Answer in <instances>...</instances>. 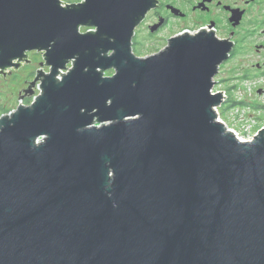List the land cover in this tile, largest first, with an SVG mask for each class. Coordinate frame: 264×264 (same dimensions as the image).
I'll return each mask as SVG.
<instances>
[{
    "label": "water",
    "instance_id": "95a60500",
    "mask_svg": "<svg viewBox=\"0 0 264 264\" xmlns=\"http://www.w3.org/2000/svg\"><path fill=\"white\" fill-rule=\"evenodd\" d=\"M154 4L0 0V75L48 67L0 116V264H264V128L239 140L211 91L233 43L135 55Z\"/></svg>",
    "mask_w": 264,
    "mask_h": 264
},
{
    "label": "flooded vegetation",
    "instance_id": "af4514ba",
    "mask_svg": "<svg viewBox=\"0 0 264 264\" xmlns=\"http://www.w3.org/2000/svg\"><path fill=\"white\" fill-rule=\"evenodd\" d=\"M60 1L63 5H68L80 3L83 0ZM154 1V6L145 13L140 23L134 28L132 47L141 46L142 38L152 41L162 37L160 35L166 36L165 47L169 38L185 31H211L217 38L227 39L233 43L229 57L224 63L235 57L246 55L249 68L254 72L245 71L247 73L244 72L242 75H247L248 78L264 76V0ZM88 29L92 28H86L85 31ZM31 52L36 53L37 51L27 52V58ZM21 63L19 67L28 61ZM14 69H4V73H11ZM36 75L37 70L32 73L30 79L24 82V86L27 87ZM2 76L4 74H1L0 78Z\"/></svg>",
    "mask_w": 264,
    "mask_h": 264
},
{
    "label": "rangeland",
    "instance_id": "374dc122",
    "mask_svg": "<svg viewBox=\"0 0 264 264\" xmlns=\"http://www.w3.org/2000/svg\"><path fill=\"white\" fill-rule=\"evenodd\" d=\"M85 29V27H80L79 30L83 32ZM160 36L162 37L152 41L142 38L141 40L143 43L141 46H135L136 51L133 50V47L132 52L140 57L158 52L166 44V36ZM28 56L32 62H28L21 67L15 68L11 73H6L5 77L2 76V78H0V108L3 107L9 109L3 114L12 112L16 109L18 104L28 105L31 102L33 95L36 94L35 92H39L37 82L34 86V93L32 96H28V98H30L29 103H25L23 100L24 97L19 99V92L26 88L24 82L30 79L33 72L36 70L38 71L39 69L48 71L47 66H39L43 61L42 52H31ZM71 65L72 63L69 62L67 67H70ZM38 67L40 68L38 69ZM63 71L65 72L66 70ZM245 71H248V73L249 71L254 72L253 69L249 68V60L246 55L235 57L226 63L223 62L218 73L214 76V80L216 81L215 87L226 90L227 95H231V97L237 102L244 101L240 107H243L242 112L247 113L248 116L251 114L256 120L254 121L252 117H249V123L254 121V126L252 128V131H254L256 127L264 124V76L247 77L244 79L237 78ZM113 72V69H109L104 72V75L110 76ZM232 86H234V88L227 91L226 88ZM220 108L222 117L227 120L225 110L230 108L228 103L223 108ZM228 123L231 124L230 122Z\"/></svg>",
    "mask_w": 264,
    "mask_h": 264
},
{
    "label": "built area",
    "instance_id": "2783aa9c",
    "mask_svg": "<svg viewBox=\"0 0 264 264\" xmlns=\"http://www.w3.org/2000/svg\"><path fill=\"white\" fill-rule=\"evenodd\" d=\"M194 33V32H190ZM213 93L215 92H223L222 93V101L221 103L215 107V112L217 114V120L222 122L228 130L233 132V134L239 139V140H248L249 138H252L261 128H264V124L259 125L252 131V128L254 126V121H256L251 114L249 116L247 113L242 112L243 107H240V105H234L231 106L228 110H225L226 119H224L221 115V108L226 106L229 95H227L226 90L216 88L215 85L211 90ZM39 92H36L35 95H37ZM34 95V96H35ZM32 97V100L34 98ZM31 100V101H32ZM249 117H252L254 121L249 123ZM230 122L231 124H229ZM246 136V137H245Z\"/></svg>",
    "mask_w": 264,
    "mask_h": 264
},
{
    "label": "trees",
    "instance_id": "16d2710c",
    "mask_svg": "<svg viewBox=\"0 0 264 264\" xmlns=\"http://www.w3.org/2000/svg\"><path fill=\"white\" fill-rule=\"evenodd\" d=\"M133 50L136 51V47L135 46H134ZM237 78L244 79V78H247V75H241V76H239ZM232 88H234V86L228 87L226 89L228 91V90H230ZM23 100L25 101V103H29L30 102V98H28V95L24 96V99ZM243 102L244 101H239V102L235 101L234 98H232L231 95H230L227 103H228V106L231 107V106H234V105H241V104H243ZM8 110L9 109H7V108L1 107L0 108V115L3 114V113H6Z\"/></svg>",
    "mask_w": 264,
    "mask_h": 264
},
{
    "label": "bare ground",
    "instance_id": "6f19581e",
    "mask_svg": "<svg viewBox=\"0 0 264 264\" xmlns=\"http://www.w3.org/2000/svg\"><path fill=\"white\" fill-rule=\"evenodd\" d=\"M71 62V61H70ZM249 139H251V138H249Z\"/></svg>",
    "mask_w": 264,
    "mask_h": 264
}]
</instances>
